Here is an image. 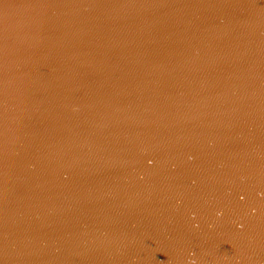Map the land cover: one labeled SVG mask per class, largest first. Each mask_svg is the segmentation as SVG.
I'll return each instance as SVG.
<instances>
[{"label": "water", "instance_id": "95a60500", "mask_svg": "<svg viewBox=\"0 0 264 264\" xmlns=\"http://www.w3.org/2000/svg\"><path fill=\"white\" fill-rule=\"evenodd\" d=\"M0 264H264V0H0Z\"/></svg>", "mask_w": 264, "mask_h": 264}]
</instances>
